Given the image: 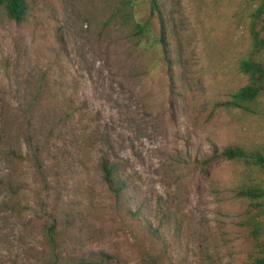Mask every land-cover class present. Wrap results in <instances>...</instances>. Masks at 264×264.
Wrapping results in <instances>:
<instances>
[{
	"label": "rangeland",
	"instance_id": "rangeland-1",
	"mask_svg": "<svg viewBox=\"0 0 264 264\" xmlns=\"http://www.w3.org/2000/svg\"><path fill=\"white\" fill-rule=\"evenodd\" d=\"M132 1L29 0L19 24L0 7V104L28 133L24 160L11 164L26 183L0 223L5 246L19 254L18 234L38 246L36 232L57 220L68 229L57 241L62 253L104 252L106 264H140L143 253L162 264H243L254 255L253 230L264 239V197L237 189H264V172L200 161L227 146L264 157V95L248 111L224 105L248 82L240 61L264 62L249 33L260 0H159L170 70L159 47L133 35L134 22L150 21L156 36L150 0ZM62 117L74 141L58 156ZM101 156L121 164L140 221L108 194Z\"/></svg>",
	"mask_w": 264,
	"mask_h": 264
},
{
	"label": "trees",
	"instance_id": "trees-1",
	"mask_svg": "<svg viewBox=\"0 0 264 264\" xmlns=\"http://www.w3.org/2000/svg\"><path fill=\"white\" fill-rule=\"evenodd\" d=\"M125 3H132V0H123ZM150 17H155L157 29L156 36L152 35V23L150 21L133 23V35L138 39V43L145 42L147 48L159 47L163 59L170 70L173 65V58L170 51L169 38L166 31V20L161 9L159 0H150ZM29 0H0V7L5 10L9 19L19 24L25 20L28 10ZM257 22H262L259 28ZM264 0L253 13V20L249 28L252 36V51L254 54L260 53L264 49ZM238 69L246 75L248 82L241 86L231 95V99L224 105L230 108H240L243 111L252 109V105L264 95V62L254 59L253 55L243 58L240 61ZM5 106L0 104V223L7 219V210H16L17 202L15 198L25 189V179L21 176L16 177L11 164H21L23 158V146L26 142L27 131H24L22 123L14 117H7ZM54 141L58 144L54 148L56 155L62 156L68 147L73 144L72 130L69 129L67 122L62 118L55 121ZM65 146V141H68ZM58 141V142H57ZM54 143L53 145H56ZM50 142H46V147ZM214 147L211 154L201 159L203 166L211 165L218 158L227 161H240L246 165H252L264 172V157L252 150H246L241 146H227L218 151ZM97 170L103 185L106 187L108 194L113 198L115 203L122 208L135 221H140L143 215L142 206H139L133 197V189L124 176V170L120 163L101 156L97 162ZM237 195L246 196L251 199L264 197V189L254 185H241L237 189ZM264 208V204L260 205ZM19 210V209H18ZM144 229L150 236L157 237L159 227L152 226V223L145 219ZM65 226L71 224L70 221L63 222ZM67 227L58 228L57 220L51 223L43 224L36 232L35 241L38 246L32 243L22 241L21 235L18 234L16 239L19 254L13 256L11 250L6 248V237L0 233V264H106L109 263L110 256L104 252L89 251L86 254L76 253L75 250L62 253L57 245L58 239L66 235ZM1 231V230H0ZM253 247L254 255L243 264H264V239L257 240L258 229L253 230ZM33 236L32 238H34ZM5 241V242H4ZM29 254L32 255L30 258ZM158 255L151 256L143 253L140 258V264H162Z\"/></svg>",
	"mask_w": 264,
	"mask_h": 264
}]
</instances>
